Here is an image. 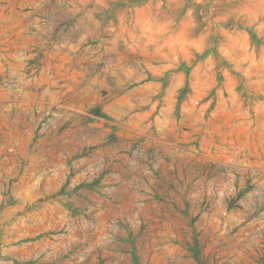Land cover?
<instances>
[{
  "label": "rangeland",
  "instance_id": "obj_1",
  "mask_svg": "<svg viewBox=\"0 0 264 264\" xmlns=\"http://www.w3.org/2000/svg\"><path fill=\"white\" fill-rule=\"evenodd\" d=\"M0 264H264V0H0Z\"/></svg>",
  "mask_w": 264,
  "mask_h": 264
}]
</instances>
